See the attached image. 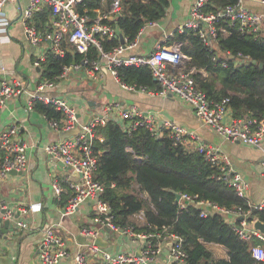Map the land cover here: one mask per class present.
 I'll use <instances>...</instances> for the list:
<instances>
[{
	"label": "built area",
	"instance_id": "obj_1",
	"mask_svg": "<svg viewBox=\"0 0 264 264\" xmlns=\"http://www.w3.org/2000/svg\"><path fill=\"white\" fill-rule=\"evenodd\" d=\"M16 0H0V21L6 3ZM146 3L148 0H135ZM82 0H28V6L21 11L22 25L28 42L37 49L33 62L35 68L42 70V63L47 54L64 55L63 43L66 41L80 55V64H72L63 67L61 73L55 77L60 81L70 74L82 71L89 80H97L101 72L109 73L117 82V70L122 67L148 68L159 86L158 91L126 86L129 90H140L150 95L161 97L172 96L183 104L189 106L195 118L206 127L230 142H238L246 146L261 148L264 138V119L260 122L251 118L235 119L228 107L229 99L220 101L210 100L204 92L197 88L193 79L195 70H186L188 58L180 51V43L167 44L168 36L163 34L162 40L148 53H131V49L137 42H127L120 34L116 25H111L121 13L120 0H112L106 12H96V16L90 18L86 11L78 12L77 6ZM207 0H192L188 11V19L178 26L176 32L183 33L186 29L194 30L200 41L212 48L217 40L220 20H226L229 25L236 26L242 34L264 36V0H236L234 4L215 11H205ZM257 4L263 8L262 12L250 9L247 4ZM47 8L50 19L48 28L39 30L33 24V16ZM158 27V22L146 23L138 35L146 28ZM1 35V34H0ZM123 37V44H119L111 50L105 51L103 41ZM171 37V35H170ZM214 48V47H213ZM95 53V58L91 55ZM221 62L222 67H227L231 62L235 67L254 64L248 56L241 53L232 55L225 52ZM215 60V59H214ZM55 82L47 79H39L36 82V90L28 89L27 82L19 80L0 82V109L10 98L25 97L27 110L33 109L34 102L40 101L52 105L62 114L59 122L49 121L51 127L63 132L78 129V135L74 139L64 140L45 145V153L55 161L65 164L69 170L76 174L77 178L66 177L62 182L54 181L51 185L54 195L60 199L62 194L70 192L68 201L63 208L62 216L75 213L78 207L89 202L92 205V222L99 225L97 231L83 230L89 241L75 242L76 253L73 256L74 264H153L154 257L159 252L160 245H166L168 249L166 264H188L183 250V239L174 234H168L166 229L161 233L144 232L135 233L131 228L119 230L112 222L111 207L103 200L104 187L94 179L96 171V157L92 151L91 140L96 127L103 126L107 121L114 120L121 123L126 132L134 130L138 126L146 127L156 137L166 131L167 136L175 146H182L187 152H197L204 160L210 163L218 171L215 177L231 187L239 198L245 199L248 210L226 209L209 201H194L186 194H178L175 202L180 210L186 205L192 204L199 209L200 217L206 218L214 214H220L230 225L231 230L242 241H250L253 237L264 242V237L253 228L255 220L249 221L250 211L264 208V201L258 206H252L247 201L248 183L240 173L235 171L227 156L221 155L216 148L204 145L200 139L179 124L173 121L158 123L155 114H143L137 106L119 108L107 105L102 107L101 114L90 115L86 124L77 117L75 108L61 98L50 97L45 94L47 89H52ZM115 112L116 115H113ZM88 134V137L86 136ZM27 144L17 139V127L11 125L0 134V181L6 179L11 171L22 172L27 164ZM264 167V158L262 161ZM145 196V195H143ZM39 204H30L26 208L18 209L19 213L40 211ZM15 210L0 201V224L4 220H14ZM143 212L137 216L143 218ZM16 230H28L29 227L23 221H15ZM60 222L44 225L41 228V242L38 251V260L41 264H59L61 260L68 259L70 254L64 239L59 234ZM104 228L112 233L123 234L130 242L139 241L140 251L137 254L117 252L111 253L97 247L94 239ZM251 257L258 261H264V244L254 245L250 249Z\"/></svg>",
	"mask_w": 264,
	"mask_h": 264
},
{
	"label": "trees",
	"instance_id": "obj_2",
	"mask_svg": "<svg viewBox=\"0 0 264 264\" xmlns=\"http://www.w3.org/2000/svg\"><path fill=\"white\" fill-rule=\"evenodd\" d=\"M236 0H207L205 11H215L232 5ZM112 0H82L77 6L80 14L93 18L96 12H106ZM121 13L111 22L127 42H134L141 28L149 22H159L165 15L170 0H120ZM50 12L46 8L33 16L39 30L48 28ZM221 29L212 48L205 46L196 31L174 32L167 44L180 43L181 53L188 58L186 70H195L193 79L198 89L212 101L229 99L228 107L235 119H264V36L240 33L226 20L218 22ZM120 44L119 37L103 41L105 51ZM64 55L48 53L42 63L41 79L56 82L63 67L80 64L78 54L66 41ZM241 53L254 64L235 67L227 62L222 67L224 53ZM95 58V53L91 55ZM215 59V60H214ZM262 67H259V65ZM118 81L135 89L159 90L148 68L122 67L117 70ZM33 109L48 121L59 122L62 114L50 104L35 101ZM96 157L94 179L104 187L103 200L111 207L112 222L119 230L131 228L135 233L178 235L183 239V250L188 264H264L251 257L250 249L264 242L256 237L242 241L231 230L220 214L201 218L192 204L180 210L175 194H186L194 201H209L226 209L247 211L245 199L215 177L218 171L197 152H187L175 146L166 131L156 137L144 126L130 132L121 123L109 120L98 126L91 140ZM145 195V196H143ZM65 197L59 204L64 206ZM140 212L143 218L138 219ZM249 221L264 224V208L250 211ZM208 244L226 249L227 259H215Z\"/></svg>",
	"mask_w": 264,
	"mask_h": 264
},
{
	"label": "crops",
	"instance_id": "obj_3",
	"mask_svg": "<svg viewBox=\"0 0 264 264\" xmlns=\"http://www.w3.org/2000/svg\"><path fill=\"white\" fill-rule=\"evenodd\" d=\"M191 1L170 0L158 27L146 28L138 35L135 38L137 44L130 52L148 53L162 40L163 34L169 39L178 26L187 21ZM27 6L28 0H16L4 6L0 21V82H27L28 89L34 91L36 82L41 77L39 69L33 65L37 49L28 42L22 25L21 11ZM247 6L256 12L263 10L257 4L248 3ZM45 94L67 100L75 108L77 117L83 124L87 117L88 122L91 114H101L102 107L107 105H116L122 109L134 105L143 114H155L159 124L173 121L196 134L204 145L216 148L221 155L228 157L232 168L248 183L247 201L250 205L258 206L264 201V138L261 148L224 140L212 129L203 126L195 118L191 108L177 98L123 88L107 72H101L97 80H89L82 71L70 74L56 81L54 87L47 89ZM113 115H116L115 112ZM11 125L17 127V139L28 146L27 164L20 174L9 173L6 179L0 181V201L15 210L14 215L17 216L11 220L6 234L1 233L4 226L3 222L0 224V264H41L38 260L41 228L57 222L61 224L59 234L70 254L68 259L61 260L59 264H74L73 256L77 251L74 243H83L90 239L82 231H97L100 226L91 220L93 212L89 202L81 204L74 214L62 216L70 192L61 195L66 201L61 206L51 185L54 181L62 182L69 176L73 179L77 177L65 164L52 160L44 151L45 145L61 142L58 136L60 130L51 127L49 121L34 109L27 110L25 97L10 98L0 109V134ZM77 135L64 140L74 139ZM30 204H39L40 211L19 213L18 209L26 208ZM15 221L25 222L29 229L16 230ZM98 236L108 241L109 246L105 250L111 253L137 254L140 251L139 241L130 242L121 233L106 232L103 228ZM207 248L215 259H227L224 247L208 244ZM167 253L166 245H160L153 264H166Z\"/></svg>",
	"mask_w": 264,
	"mask_h": 264
},
{
	"label": "water",
	"instance_id": "obj_4",
	"mask_svg": "<svg viewBox=\"0 0 264 264\" xmlns=\"http://www.w3.org/2000/svg\"><path fill=\"white\" fill-rule=\"evenodd\" d=\"M120 43L123 44V37L122 36L120 37ZM259 67H262V65L260 64ZM87 119H88V117L83 121L84 124L87 123ZM76 134H78V129H75V130H72V131H67V132L60 131L58 136H59V140L62 142V141H64V139L69 138V137H71L73 135H76ZM86 136L88 137V134H86ZM14 173H16V172H14V171L10 172V174H14ZM20 173L21 172H18V174H20ZM73 175L76 176L75 173H73ZM178 199H179V195L175 194V200L177 201ZM13 218L16 219L17 216L14 215ZM10 222H11L10 220H4L3 221L4 229L1 230V233L6 234L7 228H8V225L10 224ZM253 228L256 231H258L264 237V224L263 223H261L260 221L255 220V222L253 223ZM105 231L106 232H110L108 229H105ZM94 244L97 247H100V248H103V249H107L108 246H109L108 241L103 239L102 237H99V236L94 239Z\"/></svg>",
	"mask_w": 264,
	"mask_h": 264
}]
</instances>
